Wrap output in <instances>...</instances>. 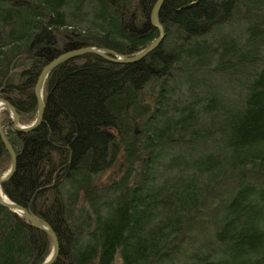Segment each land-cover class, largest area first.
<instances>
[{"label":"trees","instance_id":"obj_1","mask_svg":"<svg viewBox=\"0 0 264 264\" xmlns=\"http://www.w3.org/2000/svg\"><path fill=\"white\" fill-rule=\"evenodd\" d=\"M155 0H0V98L36 115L40 69L83 46L133 54ZM131 63L82 53L42 84L37 126L0 124L2 193L48 224L51 264H264V0H163ZM0 140V173L9 167ZM114 167L106 184L98 176ZM49 236L0 205V264Z\"/></svg>","mask_w":264,"mask_h":264},{"label":"water","instance_id":"obj_2","mask_svg":"<svg viewBox=\"0 0 264 264\" xmlns=\"http://www.w3.org/2000/svg\"><path fill=\"white\" fill-rule=\"evenodd\" d=\"M162 1L163 0H155V2L152 5L151 11H150V22L156 28L157 35L152 41L149 42V44H147L145 47H143L139 51H137L133 54H130V55H120V54H116V53L112 52L111 50H108L105 48H98V47H94V46H83V47H79L76 49H72V50L62 52L59 55H57L56 57H54L53 59H51L49 62H47L40 69V71L36 77L34 87H33V95H34L35 100H36V115H35L34 120L30 124L25 125V126L20 125L18 123V115H17L16 111L14 110V108L6 100L0 98V109L5 107L9 111L12 129L15 131H26V130H30V129L34 128L35 126H37L39 124V122L41 120L42 112H43V104H42L43 80L46 77L47 73L54 66L59 64L60 62L67 60L71 57L78 56L82 53L88 52V53H93V54L99 55V56H101V57L105 58L106 60L113 62V63H131V62L139 60L140 58L145 56L149 51H151L153 48H155L160 43V41L163 39V36H164V30L158 21V10L160 8ZM0 140L3 144V146L5 147V149L7 150L8 154H9V158H10L9 167L6 170V172L0 173V184H1L3 181H5L7 178H9V176L12 174L14 166H15V154H14L10 144L8 143V141L4 135L1 124H0ZM0 205L16 212L17 214H19L21 216H23L25 219L29 220L30 223L34 227L44 231L49 236L50 242H51L50 253L41 263H38V264H51L57 256L58 244H57V240H56V237L54 235V232L50 229L48 224L46 222H44L43 220H39L37 217H35L33 214L29 213L22 206L10 201L2 193L1 189H0Z\"/></svg>","mask_w":264,"mask_h":264},{"label":"rangeland","instance_id":"obj_3","mask_svg":"<svg viewBox=\"0 0 264 264\" xmlns=\"http://www.w3.org/2000/svg\"><path fill=\"white\" fill-rule=\"evenodd\" d=\"M115 177V169L114 167H111L98 176V182L103 185L111 180H114Z\"/></svg>","mask_w":264,"mask_h":264}]
</instances>
